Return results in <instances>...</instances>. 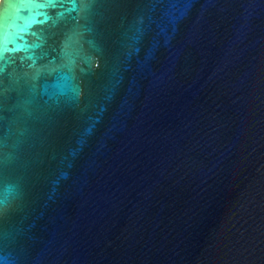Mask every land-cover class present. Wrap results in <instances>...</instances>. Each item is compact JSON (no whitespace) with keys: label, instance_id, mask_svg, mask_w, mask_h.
Returning a JSON list of instances; mask_svg holds the SVG:
<instances>
[{"label":"water","instance_id":"obj_1","mask_svg":"<svg viewBox=\"0 0 264 264\" xmlns=\"http://www.w3.org/2000/svg\"><path fill=\"white\" fill-rule=\"evenodd\" d=\"M0 264H264V0H1Z\"/></svg>","mask_w":264,"mask_h":264},{"label":"bare ground","instance_id":"obj_2","mask_svg":"<svg viewBox=\"0 0 264 264\" xmlns=\"http://www.w3.org/2000/svg\"><path fill=\"white\" fill-rule=\"evenodd\" d=\"M1 1V0H0Z\"/></svg>","mask_w":264,"mask_h":264}]
</instances>
